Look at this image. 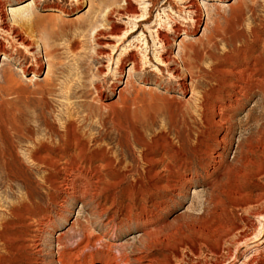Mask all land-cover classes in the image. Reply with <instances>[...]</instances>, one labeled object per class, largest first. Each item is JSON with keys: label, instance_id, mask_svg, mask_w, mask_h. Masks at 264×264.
I'll use <instances>...</instances> for the list:
<instances>
[{"label": "rangeland", "instance_id": "374dc122", "mask_svg": "<svg viewBox=\"0 0 264 264\" xmlns=\"http://www.w3.org/2000/svg\"><path fill=\"white\" fill-rule=\"evenodd\" d=\"M193 4L0 0V43L26 57L21 65L0 45V264H90L79 249L86 236L126 247L132 262L150 255L143 224L125 225L115 239L106 226L110 215L96 211L139 192L152 196L139 203L168 202L157 220L165 225L171 264H264V0ZM19 16L33 17L22 39L7 29ZM92 18L105 30L113 23L114 34L96 37L92 28L82 34V21ZM176 25L188 35H177ZM246 47L244 59L237 50ZM131 52L140 71L130 72L127 62L121 74L119 57ZM35 55L40 67L31 65ZM253 64L260 66V95L234 113L228 142L219 144L228 127L211 128L200 103L217 86L211 75L217 69L235 81L234 71ZM79 147L88 153L84 161ZM216 152L227 170L214 165ZM74 160L102 180L95 199L66 195L63 181ZM185 160L192 163L190 183L158 193L155 186L183 181ZM47 213L39 253L34 240ZM123 215H115L117 222ZM153 254L163 258L158 249Z\"/></svg>", "mask_w": 264, "mask_h": 264}, {"label": "bare ground", "instance_id": "6f19581e", "mask_svg": "<svg viewBox=\"0 0 264 264\" xmlns=\"http://www.w3.org/2000/svg\"><path fill=\"white\" fill-rule=\"evenodd\" d=\"M194 1L195 0H187V2L190 3L191 7H193ZM197 6L199 7L198 4ZM199 12H200V9H199ZM32 18H33L32 16L30 17L19 16L14 21L17 24L15 26L8 27L7 29L12 34H15V37H19V39L20 38L22 39V36L20 33L21 29L23 30L24 27H27L29 24H31ZM110 25H111V27H109L110 29L105 30L104 28H101L102 26H98L97 21L93 20L92 18L89 24H86V21H82L81 23L82 32L81 33L83 34L87 32L88 28H92L93 31H95L96 33L95 34L96 37H99L101 35L108 34V33L114 34L115 25L113 23ZM176 27L177 28L175 29V33L177 35H180L181 32H184V34L188 35L189 33L188 30L185 29L182 31L180 26L176 25ZM159 33L160 35H163L161 34V32ZM253 34L256 39L257 38L256 36H258L256 34V31H253ZM253 34H252V37H253ZM163 40H166V36L162 37V41ZM78 43L79 42H74L73 45L74 44L76 45ZM0 45L2 47L4 55L9 56V57L16 55L18 57L17 60L20 62L21 65L26 60V57L19 50H16L13 44H8L10 45V48L12 47V49L14 50V52L12 53L13 55L11 53L9 54V51L7 50V47L5 45H3L2 43H0ZM246 48L247 50H244V49L237 50L238 54L241 55L244 59L248 58V55H249L248 53L250 51L249 50L250 48L248 47ZM48 56L51 57V53H49ZM228 56H226L225 60H230L228 59ZM21 58H24V60L21 61ZM119 60L122 66L121 67L122 69L120 72L121 74L124 73V70H125L124 64L127 62H130V65H131L130 72L140 71V61L138 60L134 52L127 53L124 56L121 55L119 57ZM32 63L33 64L31 65L38 66V67H40L41 65L39 61V57L36 55L32 56ZM183 64L186 66V62H183ZM234 73L236 75L235 81H231V80L226 79L220 70L215 69L214 73L211 75V78L215 80V82H217V86L211 89V91L209 92V95L207 93V97H204V98L202 97L203 100L202 102H200L202 103L201 109L204 114V120L211 126V128L217 125L228 127L225 138H223V140L220 139L221 141H218L219 139L217 140L219 144L221 143L223 145L227 144L228 141H226L225 139L228 137V134L232 131L234 113H236V111H239L244 106V104L248 102L253 96L260 95V84H262L264 81V80L263 81L260 80L259 64L245 66L238 72L234 71ZM189 74H190L189 76L191 80L195 78L194 73L191 70ZM176 77H178V75ZM33 78H35V76H33L32 79ZM262 79H264V77ZM180 86L183 87L184 89H187V83L185 82L181 83ZM95 88L98 91V93L102 94V87L99 82L95 84ZM223 149H225V147ZM207 153L208 152H206V154ZM78 156L82 158L81 160L83 159L86 160L88 158V153L83 148H80L78 150ZM213 158H214L213 159L214 165L217 166L219 169H223V170L228 169V165L223 157L222 152H216ZM76 161L74 160L72 162L71 168L66 169L67 177H65L63 181V186L65 188L64 190L66 192V195L73 199L75 198L95 199L96 193L98 190V185L100 184L102 180L100 181L99 175L97 173L94 172L93 174V170H91L92 168L90 166L89 168L86 169L84 165H82L81 163H77ZM180 163L181 164L179 165V167L183 171V177H182L183 181L175 182V183L167 182L164 185L162 184V186H155V190L158 193H161L164 191H169V192L182 191L185 187V184L190 183V181L187 180L186 178H187V174H189L192 171V163L189 160H185ZM138 194L140 196H137L134 199L128 200L127 203L118 202V200H116L115 198H111V205L109 206L110 209L106 210L104 208V206L106 205H102V206L100 205L97 207L96 211L98 214H101V215L102 214L110 215L108 217L106 226L110 228L111 236L115 237V239H117L118 233H121V231H123V228H125V225L137 224L138 226H140L141 224H143L145 226L144 228L145 230L143 233V241H144V246H145L144 248L147 251L150 250L148 252V254L150 255H147L145 252L146 254L145 257L134 259L132 262L131 260L132 256L131 254L127 252L126 247L120 246V248H117L116 245L114 244L106 243L103 238L97 239L94 237L86 236L85 239L82 240V242L79 244V249L84 257V261H86L88 257L89 258L88 261L90 262V264H93V262L99 256V258L101 259L100 261L101 264H132L134 262H136L137 264H171L170 258L166 254V249L167 247H169L168 246L169 241L167 240V237H163V228L165 225L162 222H159L157 220L160 217V214L165 211L166 206H168V202L162 201V200H159V201L150 200L148 204L149 206H148L147 204L139 203L138 200L139 201L142 200L141 198L142 196L152 199V196L149 194L144 195L141 192L137 193L136 195ZM118 213L124 214L123 216L125 218V220L120 223L117 222L116 217H115V215H117ZM149 220H151V222L155 221V223L151 226H148L146 223L144 224V222L150 223ZM49 224H50V218L47 213V215L44 216L43 219L38 223V226H39L37 230L38 233L35 236V240H34L35 249L39 253L43 251L41 239H42V236L45 230L47 229V227H49ZM173 234L175 236V242H176L175 250L173 254H174V257L177 258L179 255V249H178L179 229L175 228L173 231ZM239 237H242V234L237 236V238ZM244 237H246V235ZM237 238L235 237V239L233 238V240H236ZM154 249H158L163 258L160 259L159 256L154 255L153 254ZM86 252H89V253L86 254ZM115 252H117L118 254H115ZM240 252L241 250H239L238 254H240ZM61 258L63 259L65 258L64 252H62Z\"/></svg>", "mask_w": 264, "mask_h": 264}]
</instances>
